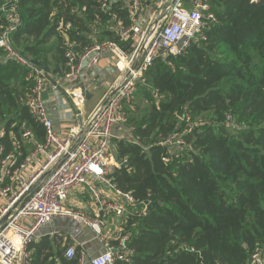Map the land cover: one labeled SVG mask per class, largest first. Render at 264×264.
Segmentation results:
<instances>
[{"label":"trees","instance_id":"1","mask_svg":"<svg viewBox=\"0 0 264 264\" xmlns=\"http://www.w3.org/2000/svg\"><path fill=\"white\" fill-rule=\"evenodd\" d=\"M12 1L0 0V33L8 25L2 7ZM99 1L18 0L20 26L11 39L53 83H63L67 39L61 22L72 25L66 34L77 50L117 40L115 16L131 23L125 0H108L107 13ZM210 6L218 22L184 54L155 60L138 83L128 122L113 129L121 166L109 178L140 204L122 225L132 261L117 264H251L264 250V0H211ZM27 75L13 59L0 60V143L8 150L11 134L20 135L23 126L45 139L26 105L32 89ZM137 101L148 107L137 112ZM204 114L211 122L185 134L184 117L195 121ZM184 134L189 150L175 159L184 150L173 155L164 142ZM169 156L173 160L164 162ZM54 244L49 237L33 242L30 264H59L49 262L54 248L60 264H79Z\"/></svg>","mask_w":264,"mask_h":264},{"label":"built area","instance_id":"2","mask_svg":"<svg viewBox=\"0 0 264 264\" xmlns=\"http://www.w3.org/2000/svg\"><path fill=\"white\" fill-rule=\"evenodd\" d=\"M131 11L130 25L113 21L117 40L97 43L92 47L77 50L78 45L70 43L66 28L61 22L66 42L67 70L65 80L73 81L64 87L53 83L43 68L35 66L30 59L17 50L11 36L20 26L17 2L6 9V29L0 33V48L6 56L28 70L27 79L32 83L26 105L32 118L45 131L44 142L38 141L32 130L23 126L20 135L11 134L10 150L0 143V264H30L28 247L35 241L39 231L58 218L71 219L81 227L91 230L103 246V252L88 259L87 253L80 252L72 245L65 250L68 260L78 258L79 264L130 263L133 251L129 249V234H106L109 227L121 228L131 211L139 202L131 193L117 189L109 176L120 168L115 157L113 129L128 122V109L134 105L138 83L145 82L146 71L158 58L179 56L190 47V43L203 29L218 22L211 11L208 0H125ZM193 7H188L189 3ZM261 0H251L257 3ZM100 8L107 13L111 3L100 0ZM209 3V4H208ZM144 5H153L154 13L142 27L140 11ZM132 42L135 50L127 53L125 44ZM110 53L119 71V82L113 86L94 111L86 118L81 116L86 104L84 87L77 83L83 73L99 64L104 54ZM65 95L71 107L69 119L73 125L66 136L59 135L49 116L44 100L47 89ZM68 116V115H66ZM188 124L185 134L193 132L190 115L184 117ZM184 135L168 138L166 144L173 152L187 147ZM5 135L0 130V138ZM28 149V150H27ZM183 151V150H182ZM182 154H175L180 159ZM173 157L164 158L169 163ZM127 162L125 158L124 163ZM86 189L97 203V212L88 214L82 207L69 204L72 192ZM112 195V196H111ZM146 204L142 209L146 211ZM123 231V230H122ZM116 242V244H113ZM251 264H264V253L257 251Z\"/></svg>","mask_w":264,"mask_h":264},{"label":"crops","instance_id":"3","mask_svg":"<svg viewBox=\"0 0 264 264\" xmlns=\"http://www.w3.org/2000/svg\"><path fill=\"white\" fill-rule=\"evenodd\" d=\"M119 76V71L114 64L111 54L107 53L104 54V57L97 66L87 69L77 80V83L84 87L87 98L81 113L83 119H86L104 99L108 91L117 85L120 81ZM53 78L58 80V76H53ZM62 84L64 87H67L74 83L73 81H66L64 78ZM44 100L56 132L61 136H66L69 128L74 123L73 119H69L68 117L72 111L76 112V110L71 107V103L65 95L53 93L50 87L44 94ZM3 203L4 201L0 199V208ZM69 204L74 207L84 208L90 215H94L98 211L95 199L86 189H78L72 192ZM89 234L90 237L88 236ZM45 237H49L55 242L54 247H57L59 252L60 250H66L68 245L75 246L77 249L80 247L87 253L89 260L103 252V246L100 242H97L94 233L87 228L81 227L71 219L58 218L54 220L39 231L34 242L39 243ZM92 244H95L94 250L92 249ZM52 253L54 257H50L49 262L53 261L54 258V261L60 264V261L55 255V248ZM46 254L48 252L42 258H45Z\"/></svg>","mask_w":264,"mask_h":264},{"label":"rangeland","instance_id":"4","mask_svg":"<svg viewBox=\"0 0 264 264\" xmlns=\"http://www.w3.org/2000/svg\"><path fill=\"white\" fill-rule=\"evenodd\" d=\"M211 0H208L207 2H210ZM186 3H189V1H187ZM209 4V3H208ZM189 8L190 7H193V4H191V3H189V5H187ZM152 13H154V6L153 5H149V6H147V5H144L143 7H142V9H141V11H140V17H141V23H142V27L143 28H145L144 26H146V23L148 22V20L150 19V17H151V15H152ZM113 27V29L115 28L116 29V27L115 26H112ZM94 36V35H93ZM201 39H203V35L200 33L196 38H194L193 39V41L192 42H194V41H200ZM191 42V43H192ZM190 43V44H191ZM125 44V48L127 49V53H131V50L132 51H134L135 50V48H136V46L138 45V43H136L135 44V46L133 45V43L132 42H127V43H124ZM6 58L8 59V57L7 56H5L4 55V57L2 56H0V60L1 61H5L6 60ZM54 62L53 61H51L50 62V67L52 68V69H50V72H52L53 71V69H54ZM50 74H52V73H50ZM51 80V79H50ZM136 102V101H135ZM136 106L138 107L137 109V112H140L141 110H143V109H145L146 107H148L147 106V104H143V102H141V101H137V104H136ZM211 120H212V115L211 114H204V115H202L200 118H198L197 120H195L194 122H193V132H195V131H197L198 129H200L201 128V126L202 125H205V124H207V123H210L211 122ZM228 121L226 122L227 123V126L232 130V131H234L235 130V128L237 127L236 126V124H235V118H233V116L232 115H229V117H228V119H227ZM189 147L190 146H187V147H185L184 149H182V150H184V152L182 153V155L186 152V151H188L189 150ZM181 150V151H182ZM186 155V154H185ZM184 155V156H185ZM58 226V225H57ZM88 231V230H87ZM123 231H122V228H121V224H120V222H119V228L116 230V228H114V227H109L107 230H106V234L108 235V236H110V235H116V234H118V233H122ZM89 237H90V234L88 235ZM97 240V239H96ZM97 242H99V241H97ZM94 245L95 244H92V249L94 250L95 248H94ZM262 253H264V250H262Z\"/></svg>","mask_w":264,"mask_h":264}]
</instances>
